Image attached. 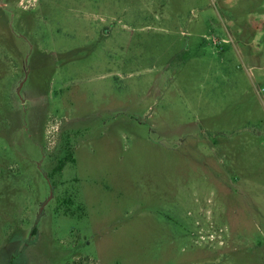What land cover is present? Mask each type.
Returning <instances> with one entry per match:
<instances>
[{"label": "rangeland", "instance_id": "obj_1", "mask_svg": "<svg viewBox=\"0 0 264 264\" xmlns=\"http://www.w3.org/2000/svg\"><path fill=\"white\" fill-rule=\"evenodd\" d=\"M0 264H264V0H0Z\"/></svg>", "mask_w": 264, "mask_h": 264}]
</instances>
